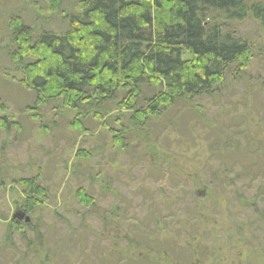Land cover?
Segmentation results:
<instances>
[{
	"label": "rangeland",
	"instance_id": "rangeland-1",
	"mask_svg": "<svg viewBox=\"0 0 264 264\" xmlns=\"http://www.w3.org/2000/svg\"><path fill=\"white\" fill-rule=\"evenodd\" d=\"M244 2L249 6L264 4V0ZM14 17H21L38 34L42 30L59 33L62 29L58 15L47 12L44 0H0V119L6 117L9 123L16 124L6 131L0 127V264H98L103 253L113 250L115 255L128 251L132 259L126 262L120 256L114 257L113 264H148L145 261L149 256L158 259L154 250L161 246L156 248L153 244L154 250L147 245L132 248L121 241L132 231L145 237L154 234L158 239L165 233L166 239L197 252L193 263L197 260L195 264H221L211 259L213 255L205 247L213 242L227 247L225 229L232 216L246 222L252 215L248 210H237L234 187L211 191L203 186L200 190L190 187L186 178L196 169L218 165L209 164L208 159L210 153L218 151L214 134L219 128L223 127L233 139L240 131L242 138L264 135V128H257L258 117L255 125L244 121L248 108L239 98L238 86L225 90L221 104L208 98L194 101L191 106L182 103L174 112L146 124L145 131L141 124L134 127L130 112L115 107L104 118L103 127L88 114L87 121L82 119L87 133L80 136L75 115L58 103L36 107L33 95L21 89V75L7 56L13 48L9 25ZM209 18L222 21L218 13H209ZM225 25L253 48L255 54L246 76L263 80L264 31L260 23L248 16L243 22ZM245 101L257 102L255 98ZM199 111L208 122L200 118ZM122 130L126 131L124 150L113 142V132ZM79 152L85 157L78 156ZM179 172L183 178L180 181L173 176ZM166 173L169 179L163 178ZM28 177H37L48 191L44 208L31 215L22 207L24 197L16 183ZM248 181L237 185L242 192H248L246 200L256 189ZM81 188L95 200L93 208L78 203L76 192ZM197 198H206L203 208L195 215L197 218L186 219L194 215L191 206ZM180 202L186 206V213L175 210ZM19 211L44 235L41 254L30 231L23 229L26 239L21 238L18 224L24 221L14 219ZM161 212L170 220L156 229L148 221ZM258 229L259 226L253 227V232ZM259 247L264 248V241H258ZM227 254L225 251L221 256ZM159 256L162 264H177V259L164 253ZM226 261L227 258L222 264ZM230 264H264V260L246 256Z\"/></svg>",
	"mask_w": 264,
	"mask_h": 264
},
{
	"label": "trees",
	"instance_id": "trees-1",
	"mask_svg": "<svg viewBox=\"0 0 264 264\" xmlns=\"http://www.w3.org/2000/svg\"><path fill=\"white\" fill-rule=\"evenodd\" d=\"M44 1L47 12L58 15L61 32L42 30L38 34L21 17H14L9 25L13 48L7 56L21 75V89L33 95L34 106L58 103L75 115L78 135L87 133L82 119L87 121L88 114L103 127L104 118L115 107L130 112L134 127L141 124L144 129L146 124L174 112L182 103L191 106L194 101L208 98L221 104L223 93L233 86H238L239 98L248 108L249 115L245 113L244 121L255 125L258 117L257 128H264V79L246 76L255 53L248 42L225 25L243 22L251 16L264 31V4L249 6L244 0ZM209 13L221 14L222 21L210 20ZM248 98H255L257 102L247 104ZM199 112L200 118L208 122ZM13 126L15 122L9 123L6 117L0 119V127L5 131ZM241 132L235 133L233 139L223 127L219 128L214 134L215 151H218L210 153L208 159L209 164L218 165L196 169L185 179L190 187L200 190L203 186L211 191L228 185L234 187L235 200L239 203L237 210H248L252 215L246 222L232 216L224 235L227 247L219 242L217 245L213 242L210 247L204 245L213 255L211 259L221 264L226 258V264L234 259L238 263L246 256L264 260V248H258V241H264V135L242 138ZM125 133V130L113 132V142L121 150L126 148ZM78 156L85 157L81 152ZM163 176L170 177L168 173ZM173 176L179 181L183 179L180 172ZM246 180L256 186L248 200L245 197L248 192H242L237 186ZM16 183L22 191V207L27 214L44 208L48 191L37 177L19 179ZM76 198L81 207L95 206V200L85 189L77 190ZM205 201L206 198L193 201L191 207L195 213L186 219L197 215ZM175 208L186 213V206L181 202ZM169 220L161 212L148 223L160 229ZM255 226L259 229L253 232ZM18 227L22 232L26 229L33 234L41 254L44 235L39 228L31 219L28 224L19 223ZM22 232L21 238L26 239ZM126 234L121 241L132 248L147 245L146 248L154 250L161 246L160 250H154L159 258L149 256L148 262L145 261L148 264H162L160 253L177 259V264L197 261L192 260L197 254L195 250L166 239L165 233L159 239L154 234L145 237L136 231ZM225 251L229 254L221 256ZM114 252L103 253L98 264L105 263L102 261L113 264L111 260L118 256L131 262L128 251L118 255ZM237 252L239 255L234 254Z\"/></svg>",
	"mask_w": 264,
	"mask_h": 264
},
{
	"label": "water",
	"instance_id": "water-1",
	"mask_svg": "<svg viewBox=\"0 0 264 264\" xmlns=\"http://www.w3.org/2000/svg\"><path fill=\"white\" fill-rule=\"evenodd\" d=\"M14 219L16 220H19V221H22L24 220L25 223H30V218L26 216V214L24 212H17L15 215H14Z\"/></svg>",
	"mask_w": 264,
	"mask_h": 264
}]
</instances>
